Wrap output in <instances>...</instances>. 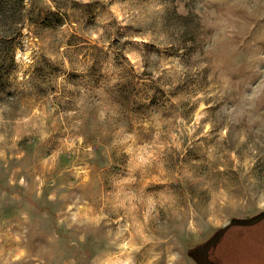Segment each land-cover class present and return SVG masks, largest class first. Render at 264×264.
Masks as SVG:
<instances>
[{"label":"rangeland","instance_id":"1","mask_svg":"<svg viewBox=\"0 0 264 264\" xmlns=\"http://www.w3.org/2000/svg\"><path fill=\"white\" fill-rule=\"evenodd\" d=\"M32 2L54 21L0 61V264H264V0Z\"/></svg>","mask_w":264,"mask_h":264},{"label":"trees","instance_id":"2","mask_svg":"<svg viewBox=\"0 0 264 264\" xmlns=\"http://www.w3.org/2000/svg\"><path fill=\"white\" fill-rule=\"evenodd\" d=\"M26 1L27 0H0V61L4 54L14 55L16 39L18 38V35H20V30L25 23L35 21V16H38L37 19H40L41 21L44 19L43 23L45 25L54 21L53 17L47 18L43 15L44 8L35 6L34 2H32V7L29 8ZM32 15L34 16L31 17ZM3 69L4 67H2L0 62V74ZM1 80L2 76L0 75V85L4 86ZM231 227L232 226H230L229 229H231ZM229 229L227 228L226 230L228 231ZM220 237H223V232ZM233 240L236 239L233 238ZM232 245L231 242V245L223 246V249L227 251V255L230 259ZM206 257L208 259L211 258L210 250L206 252ZM209 261L212 262V260Z\"/></svg>","mask_w":264,"mask_h":264},{"label":"clouds","instance_id":"3","mask_svg":"<svg viewBox=\"0 0 264 264\" xmlns=\"http://www.w3.org/2000/svg\"><path fill=\"white\" fill-rule=\"evenodd\" d=\"M217 23L222 24V25H227V21L225 20H220L217 21ZM259 210H264V192L260 193L259 198L256 200V205H255Z\"/></svg>","mask_w":264,"mask_h":264},{"label":"bare ground","instance_id":"4","mask_svg":"<svg viewBox=\"0 0 264 264\" xmlns=\"http://www.w3.org/2000/svg\"><path fill=\"white\" fill-rule=\"evenodd\" d=\"M125 264H127V263H125Z\"/></svg>","mask_w":264,"mask_h":264}]
</instances>
